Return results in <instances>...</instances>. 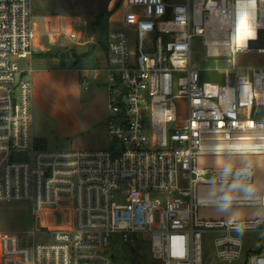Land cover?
Listing matches in <instances>:
<instances>
[{"label":"built area","instance_id":"obj_1","mask_svg":"<svg viewBox=\"0 0 264 264\" xmlns=\"http://www.w3.org/2000/svg\"><path fill=\"white\" fill-rule=\"evenodd\" d=\"M109 8L119 19L102 64L82 72L80 87L107 86L113 147L49 151L33 136V70L24 67L38 39L32 0H0V202L29 203L35 222L29 242L0 229V264H114V235L147 247L151 264H207L205 238L213 234L221 235L213 240L219 262L264 264V243L247 247L237 236L264 242L256 165L202 162L264 158V66L237 60L264 55V0H110ZM197 37L208 58L229 64L222 83L201 82L192 61ZM14 151L29 160L15 162Z\"/></svg>","mask_w":264,"mask_h":264},{"label":"rangeland","instance_id":"obj_2","mask_svg":"<svg viewBox=\"0 0 264 264\" xmlns=\"http://www.w3.org/2000/svg\"><path fill=\"white\" fill-rule=\"evenodd\" d=\"M59 1V2H58ZM110 0H32L33 22L37 21L36 16L44 11L55 10L59 3L62 9L79 15L83 21L84 39L80 43L92 40L89 45H98L95 52L84 57L79 64V70L89 69L96 66L100 55L106 53L107 34L109 30L116 26L115 19H119V12L115 9L110 11ZM174 3L183 4L187 0H171ZM65 6V7H63ZM114 19V20H113ZM86 44H79L84 46ZM238 62L250 68L264 66V55L259 53H244L237 57ZM192 61L201 69V82L222 83L224 81L225 69L229 64L222 59L208 58L203 39L197 37L192 41ZM84 70V69H83ZM71 94L59 97L60 108L59 118L64 125L67 134H62L59 128L46 121L33 108L35 121L33 125L34 136L39 140V147L49 151H75V150H108L113 147V142L109 138L106 124L96 119L97 114H103L105 118L110 117L108 108L109 96L108 88L105 84H93L90 90L72 87ZM96 91V97H92V92ZM180 123L176 128L183 129L187 124V105L181 100L177 102ZM264 120V110L261 114ZM81 124H80V123ZM11 157L15 162L29 160L27 153L12 152ZM256 165V164H255ZM257 168V166H256ZM258 170V168H257ZM259 179V178H258ZM259 182L262 180L259 179ZM158 199L164 200L163 195H156ZM35 227L31 206L26 202H0V229L18 234L24 241H31L30 234ZM220 234H213L205 238V255L207 264H227L217 260V250L213 246V240L220 237ZM243 238L247 247L259 248L261 243L259 234L237 235ZM49 237L43 234L36 236V241L45 242ZM151 264L150 253L147 247L135 246ZM110 254L114 258V264H134V257L131 247L125 245L121 235H114L109 248Z\"/></svg>","mask_w":264,"mask_h":264},{"label":"crops","instance_id":"obj_3","mask_svg":"<svg viewBox=\"0 0 264 264\" xmlns=\"http://www.w3.org/2000/svg\"><path fill=\"white\" fill-rule=\"evenodd\" d=\"M36 18L38 20L34 21V24L38 39L35 42L34 57L31 64L24 63V67L28 68L30 66L33 70L30 75L33 85V108L46 121L55 124L62 134L68 135L64 131L65 127L61 123L58 114V109L60 108L59 97L70 95L72 87L81 89L80 80L82 72L86 69L82 68L79 70V64L83 59L78 65H75L74 59L63 63L60 59L48 58L45 54L79 46V44L89 45L97 36L94 33L91 37L92 40L84 43L75 44L71 41L68 37L71 32H75L84 39L83 21L79 15H74L65 11L64 8L62 9L61 3L55 10L41 12ZM104 57L105 53L99 56L95 67L102 64ZM92 97H96V91L92 92ZM33 116L35 121L34 111ZM95 118L102 121L103 124L107 122V118L103 114H97ZM34 139L36 143L39 141L35 136Z\"/></svg>","mask_w":264,"mask_h":264},{"label":"bare ground","instance_id":"obj_4","mask_svg":"<svg viewBox=\"0 0 264 264\" xmlns=\"http://www.w3.org/2000/svg\"><path fill=\"white\" fill-rule=\"evenodd\" d=\"M262 156H219L214 158H204L202 162L209 161L217 166H222L225 164L228 165H235V166H242V165H251L256 164L257 170V177L263 181L264 179V162ZM248 188H242L240 193L247 195L249 191Z\"/></svg>","mask_w":264,"mask_h":264},{"label":"water","instance_id":"obj_5","mask_svg":"<svg viewBox=\"0 0 264 264\" xmlns=\"http://www.w3.org/2000/svg\"><path fill=\"white\" fill-rule=\"evenodd\" d=\"M96 50L97 45L75 46L72 54L74 64L78 65L84 57L88 56L92 52H95ZM36 225L38 229L41 228L40 219H37ZM131 249L133 252L134 264H146L145 258L135 248L131 247Z\"/></svg>","mask_w":264,"mask_h":264},{"label":"trees","instance_id":"obj_6","mask_svg":"<svg viewBox=\"0 0 264 264\" xmlns=\"http://www.w3.org/2000/svg\"><path fill=\"white\" fill-rule=\"evenodd\" d=\"M74 47L72 48H66L64 50H60L57 52H49L46 53L45 56L48 58H58L60 59L63 63H65L67 60H71L72 54H73ZM39 143V141H38Z\"/></svg>","mask_w":264,"mask_h":264},{"label":"snow or ice","instance_id":"obj_7","mask_svg":"<svg viewBox=\"0 0 264 264\" xmlns=\"http://www.w3.org/2000/svg\"><path fill=\"white\" fill-rule=\"evenodd\" d=\"M241 29L247 30L248 29V21L247 19L243 20L241 23ZM248 35H251V31H248ZM238 42L243 43L244 42V37L242 35L238 36Z\"/></svg>","mask_w":264,"mask_h":264}]
</instances>
